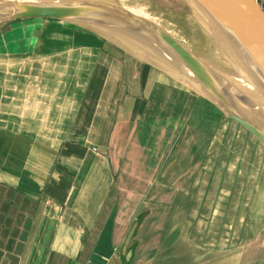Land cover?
Wrapping results in <instances>:
<instances>
[{"label": "crops", "instance_id": "crops-1", "mask_svg": "<svg viewBox=\"0 0 264 264\" xmlns=\"http://www.w3.org/2000/svg\"><path fill=\"white\" fill-rule=\"evenodd\" d=\"M10 22L0 24V264L133 263L140 189L170 170L201 92L123 48ZM120 25L171 58L162 30Z\"/></svg>", "mask_w": 264, "mask_h": 264}, {"label": "rangeland", "instance_id": "rangeland-1", "mask_svg": "<svg viewBox=\"0 0 264 264\" xmlns=\"http://www.w3.org/2000/svg\"><path fill=\"white\" fill-rule=\"evenodd\" d=\"M15 1L69 0H0V6L11 7ZM108 2L144 5L141 10L159 26L131 20L139 16L136 9L112 11L109 16L139 32L143 26L162 30L166 36L164 44L157 42L158 47L171 54L172 64L167 63L173 70L191 72L184 61L190 55L202 72L224 82L231 91L245 93L227 77H235L232 67L217 52L209 27L190 0ZM24 20L37 23V32L45 23L52 32L74 31L81 43L123 48L164 64L153 56L142 36L123 41L108 26L87 18L30 17L10 23ZM195 86L200 100L184 130L172 141L170 170L157 173L148 188L140 189L138 226L130 243L125 241L128 235L124 240L125 254L128 259L129 252L139 254L131 264H264V116L250 98L246 102L233 94L216 99Z\"/></svg>", "mask_w": 264, "mask_h": 264}, {"label": "water", "instance_id": "water-1", "mask_svg": "<svg viewBox=\"0 0 264 264\" xmlns=\"http://www.w3.org/2000/svg\"><path fill=\"white\" fill-rule=\"evenodd\" d=\"M209 27L217 45L226 54V59L237 74L253 88L254 92L239 94L213 75L202 72L201 66L188 55L184 61L191 69L190 75L181 70L168 69L147 57L136 54L144 61L173 76L196 84L214 95H237L246 102L249 98L264 104V7L259 0H190ZM14 6H0V24L30 17H57L75 21H88L108 26L121 40L132 35L100 8L80 0L67 2H16ZM79 19V20H78ZM131 35V36H130ZM130 51V50H127ZM132 52V51H130ZM257 98V99H256ZM134 232H130L127 243Z\"/></svg>", "mask_w": 264, "mask_h": 264}, {"label": "bare ground", "instance_id": "bare-ground-1", "mask_svg": "<svg viewBox=\"0 0 264 264\" xmlns=\"http://www.w3.org/2000/svg\"><path fill=\"white\" fill-rule=\"evenodd\" d=\"M108 1H114V0H85V2L90 3V4L100 8L101 10H103L105 8V10H103V11L106 12L108 15H110L112 13V11L131 12V10L136 9V11L138 12L139 16L131 18V20H133V21L138 20V21H142V22L147 23V24H153V25L159 26V23H157L155 21H152V20H150V19H148L146 17V14L141 10L143 8V6H144L141 3L137 4V5H130V4L117 3V2H108ZM105 2H108V5H104V4H106ZM118 17H120V16H118ZM123 41H125V40H123ZM148 48L153 53V56L155 55L156 58H158L160 61H162L164 63L163 65L165 67H167L168 69H172L170 67V65H169V63L172 64V62L169 60L171 58H169L167 55L155 50L151 46H149ZM216 48H217V52L219 54H221L224 58H226L225 52L222 51V49L217 44H216ZM167 62H169V63H167ZM226 63L230 64L227 60H226ZM230 65L232 67V69H230V70L235 75V77L234 76H227V77L230 80L234 81L236 84H238L240 87L244 88L246 94L250 95L249 93L254 92L253 88L250 87L248 84H246L245 81L237 74V72L235 71L234 66L232 64H230ZM181 71L184 72V73H188L190 75H193V73L188 72L185 69L184 70L181 69ZM250 99L258 106L259 110L261 111L262 115L264 116V104H261V103L257 102L256 100H253L252 98H250Z\"/></svg>", "mask_w": 264, "mask_h": 264}, {"label": "built area", "instance_id": "built-area-1", "mask_svg": "<svg viewBox=\"0 0 264 264\" xmlns=\"http://www.w3.org/2000/svg\"><path fill=\"white\" fill-rule=\"evenodd\" d=\"M260 1V3L263 5V7H264V0H259Z\"/></svg>", "mask_w": 264, "mask_h": 264}]
</instances>
